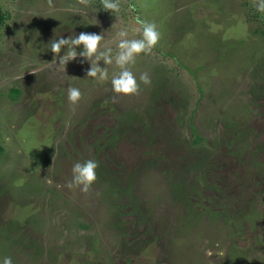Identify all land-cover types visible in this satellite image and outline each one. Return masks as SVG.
I'll use <instances>...</instances> for the list:
<instances>
[{"label":"rangeland","instance_id":"374dc122","mask_svg":"<svg viewBox=\"0 0 264 264\" xmlns=\"http://www.w3.org/2000/svg\"><path fill=\"white\" fill-rule=\"evenodd\" d=\"M240 1L121 0L112 16L96 11L98 0H0L9 14L0 28V257L13 264H264V170L245 175L225 144L248 131L247 145L264 161V37L251 35ZM137 17L161 32L132 67L151 81L137 94L94 82L80 57L65 70L52 62L55 37L109 30L104 46L115 51L119 30L141 38ZM219 33L230 43L217 47ZM69 84L82 93L75 106ZM11 89H19L16 99ZM195 133L221 139L213 151L221 159L192 188L194 173L183 169L208 147H192ZM88 159L99 164L96 181L87 192L69 189L73 163Z\"/></svg>","mask_w":264,"mask_h":264},{"label":"clouds","instance_id":"9594fccd","mask_svg":"<svg viewBox=\"0 0 264 264\" xmlns=\"http://www.w3.org/2000/svg\"><path fill=\"white\" fill-rule=\"evenodd\" d=\"M88 2L89 0H81V3L86 6ZM99 5L97 12L103 10L112 16H118L121 12V0H99ZM134 6L129 2V8ZM255 8L258 13H264V0H255ZM136 19L140 25L141 38L129 39V31L126 28L121 29L116 32L118 42L115 51L112 47L104 46L106 33L109 30L100 33L81 31L77 34L73 29L67 37H55L48 44L50 45L49 50L54 54L52 62L57 63L58 61V64L63 65L65 70L67 63L80 57L90 65L86 75L92 78L94 82L103 83L110 80L114 93L125 96L137 94L140 83L148 85L151 81L147 72L141 73L137 78L132 67L140 54H148L157 46L161 40V32L154 21L143 20L139 17ZM97 23L95 18V25ZM101 61H103V67L100 65ZM113 64L119 71L110 76L108 66ZM81 98L80 89L69 84L67 87L69 103L75 106ZM98 167L99 164L94 159L74 162L71 180L67 182V187L69 189L78 187L81 191L87 192L97 179L96 170ZM0 264H13L12 258L10 256L0 257Z\"/></svg>","mask_w":264,"mask_h":264},{"label":"trees","instance_id":"16d2710c","mask_svg":"<svg viewBox=\"0 0 264 264\" xmlns=\"http://www.w3.org/2000/svg\"><path fill=\"white\" fill-rule=\"evenodd\" d=\"M98 2H99V0H98ZM217 2H218V0H217ZM220 5L221 4H220V1H219V7H220ZM239 8H240V11H241V15L243 17L242 20L249 24V27H250V30H251V35L252 36H257V34H259L260 36L264 37V13H258L256 11L255 0H241ZM226 12L227 11H225V14H226ZM8 18H9V14L6 11H4V10H2L0 8V28L2 26H4V24H5V22H6V20ZM220 20H222V19H220ZM224 23L225 22H223L222 24H219V25L223 26ZM226 23H230V20H228V22H226ZM213 24H216V22H214ZM225 29H226V26H224L221 31H223ZM220 42L230 43V42H227L225 40V37H223L222 33L218 34L217 41H216L215 45H217V47L221 46ZM226 48H227V46H224V47L222 46L221 47V51H223ZM198 68H200V67H198ZM251 73L254 76V70H252ZM10 93H11V98L16 99L19 96L20 91H19V89H11ZM233 134L235 135V138L234 139L228 138V141L225 143V144H227L226 147L228 148L227 149L228 153L231 156L235 157L236 162H238L237 166H239L243 170V171L241 170L242 173H244V174L246 173L245 175H247V176L252 174V172L257 174V175H261V174H259L258 170L259 169L264 170V161L263 162L257 161V156H256L257 150L254 148L255 146L251 147L250 145L249 146L247 145V141L250 142L251 134L248 131L246 132V131H243V130H241L239 133L235 131V132H233ZM218 139L219 138H215L214 141H212V143H211V142H207V139L205 137L203 138V136L201 134H199V133L198 134L197 133L194 134V139L192 140V143H191L192 147H194V146H203L202 144H206V143H208V147L211 144H212L213 147L212 148L206 147L207 149L205 151H203V147H201L202 153H200V154L198 152V149H196V151H197L196 156L195 157L193 156V157L190 158V160H191V161H189L190 166L187 167L188 169L187 168L183 169V171L189 170V172L191 171L192 173H194V177L195 178L192 179L193 180V183L191 184L192 188L194 186H198L201 183V181L203 182V180H204L203 178L209 177L210 173H211V171H210L211 167H213V164L215 163L216 160L218 161V160L221 159V157H218L219 156L218 154L213 155L214 154L213 153L214 150H216V153L219 152L218 151L219 146H220L219 142L221 141V139H219V141H217ZM238 141L244 142L245 145L242 144L241 147H237L236 143ZM212 156H214V157L216 156V158H214V160L213 159L211 160ZM193 158H196V160H193ZM249 159H251V161ZM248 160L250 162H248ZM204 163H205V166H204L205 170L201 169V166ZM187 165H188V163H187ZM195 179H196V181H195ZM186 181L187 180H185V182ZM177 188H178V185H177ZM178 190H179V193H180L179 196H182V194L185 193L184 191L186 189L182 185H180ZM183 199L186 200V197L183 196ZM117 228H120V227L117 226ZM231 254L233 256L234 253L231 252ZM234 258H236L235 255H234ZM241 262L242 261L240 259H237L235 261V264H239Z\"/></svg>","mask_w":264,"mask_h":264}]
</instances>
